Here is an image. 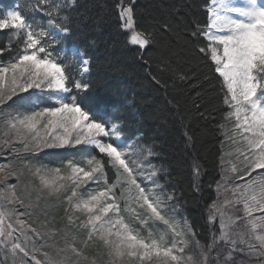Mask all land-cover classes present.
<instances>
[{
    "label": "snow or ice",
    "instance_id": "1",
    "mask_svg": "<svg viewBox=\"0 0 264 264\" xmlns=\"http://www.w3.org/2000/svg\"><path fill=\"white\" fill-rule=\"evenodd\" d=\"M76 7L26 0L0 9V264H264V0H207L205 23L186 30L222 92L221 178L203 240L161 182L159 153L86 103L87 53L57 47ZM139 7L111 5L125 44L143 58L141 49L160 46L156 32L172 27L145 26ZM185 119L178 111L182 127ZM183 137L192 147L186 127ZM45 149L69 151L48 153L59 159L49 165L36 160ZM190 167L199 191L195 156Z\"/></svg>",
    "mask_w": 264,
    "mask_h": 264
},
{
    "label": "trees",
    "instance_id": "2",
    "mask_svg": "<svg viewBox=\"0 0 264 264\" xmlns=\"http://www.w3.org/2000/svg\"><path fill=\"white\" fill-rule=\"evenodd\" d=\"M17 1L24 7L26 0L0 3L8 8ZM112 3L113 0H78L70 18L71 32L57 47L75 46L87 53L90 71L86 76L91 87L86 103L118 122L126 138L139 137L140 142L159 153L154 162L163 169L165 180L161 182L166 181L175 191L184 216L203 240L207 236L206 207L215 199L220 179L222 92L215 74L195 55V45L186 38V30L193 22L205 23L207 0H137L145 26L159 28L152 23L159 20L172 27L168 32H156L160 46L152 53L141 49L143 58L125 44ZM4 39L0 33V43ZM165 61L187 78L181 80L163 70ZM178 111L186 118L184 127L177 120ZM201 111L207 118L199 115ZM185 127L193 137L190 148L184 145ZM193 156L203 169L199 191L193 186Z\"/></svg>",
    "mask_w": 264,
    "mask_h": 264
},
{
    "label": "rangeland",
    "instance_id": "3",
    "mask_svg": "<svg viewBox=\"0 0 264 264\" xmlns=\"http://www.w3.org/2000/svg\"><path fill=\"white\" fill-rule=\"evenodd\" d=\"M25 14L27 15L28 13L25 11ZM220 133H221V129H220ZM221 136H222L223 141H224V136L222 134H221ZM63 151H69V150H67V149L66 150H50V149H45L43 152H40L39 153V155L36 157V160L38 162H41V163H44V164L55 165V164L59 163V159L56 156H50V155H48V153H50V152H63ZM70 151L75 152V151H77V149H71ZM6 156H7V153L5 154V157H0V163H6L7 162L6 161ZM226 166L227 165H225V167ZM253 175H255V174H253ZM220 178H221V167H220ZM14 182H15L14 178H10L9 181H8V183H14ZM168 185H169V183H168ZM179 211L182 212V209H181V206L180 205H179Z\"/></svg>",
    "mask_w": 264,
    "mask_h": 264
},
{
    "label": "bare ground",
    "instance_id": "4",
    "mask_svg": "<svg viewBox=\"0 0 264 264\" xmlns=\"http://www.w3.org/2000/svg\"><path fill=\"white\" fill-rule=\"evenodd\" d=\"M241 2H242V0H241Z\"/></svg>",
    "mask_w": 264,
    "mask_h": 264
}]
</instances>
